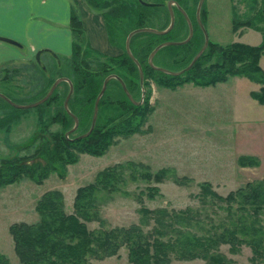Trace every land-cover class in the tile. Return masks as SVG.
Wrapping results in <instances>:
<instances>
[{"label": "rangeland", "instance_id": "obj_1", "mask_svg": "<svg viewBox=\"0 0 264 264\" xmlns=\"http://www.w3.org/2000/svg\"><path fill=\"white\" fill-rule=\"evenodd\" d=\"M174 1L192 22L197 0ZM82 2L85 4L84 0ZM260 2L203 0L199 17L208 41L222 45L232 41L258 43L260 31L244 25L234 30L232 19L251 15L254 11L252 7L257 8ZM93 11L100 14L103 8ZM196 32L198 41H201L199 30ZM182 36L183 31L177 35ZM124 39L116 32L115 42L111 44L116 49L115 53H103L89 44L92 50L86 54L80 51V55L90 68L106 61L108 56L119 59L125 50ZM85 47L88 48L87 45ZM80 49H84V42ZM19 50L21 57L0 63V92L13 102L26 104L39 99L56 76H64L71 82V49L68 55L56 51ZM168 54L166 50L161 51L157 60H168ZM263 57L259 58L260 66H263ZM113 62L110 61L113 67L108 74H115L123 83L126 79L135 83L131 69L124 63L115 65ZM113 79L104 88L101 103H97V124L121 110L115 105L114 98L118 97L120 89ZM259 86L260 83L243 75H229L226 80L212 84L186 80L174 86L158 84L143 74L140 82L138 76L136 86H128L129 92L138 103L147 95L150 108L137 131L115 136L103 153L77 152L76 160L65 164L62 175L51 171L39 182L21 176L0 185V256L7 260V264H20L9 226L14 222H36L39 213L35 204L45 191L57 189L63 210L71 212L77 188L93 181L97 171L114 164H121L124 181L116 190L100 188L94 193L91 210H95L98 220H85L87 228L129 226L134 223L143 230L148 229L152 220L147 224L139 221L137 209L140 206H163L167 209L189 206L197 208V216L207 227L211 223H225L224 210L218 207L224 203H202L196 193L202 181L208 182L218 194L225 195L245 182L264 178V102L259 103L249 94L250 90H257ZM54 88L62 94V84ZM39 104L21 108L0 99V159L31 152L37 140L31 141L33 135H47L61 128L60 119L51 116L54 112L52 102L46 106ZM89 110L88 105L80 112V124H86ZM66 124L73 125V122ZM75 133L71 130L65 135ZM146 171H160L161 177L147 180L141 175ZM146 186L156 188L152 189V197L148 196ZM260 217L264 222V209ZM217 251L236 264H264V257L255 261L250 259V246L244 242L236 244L234 249L227 243H219ZM88 264H129L127 247L122 244L115 253L102 258L89 257ZM169 264H204V260L198 257L176 258L170 254Z\"/></svg>", "mask_w": 264, "mask_h": 264}, {"label": "trees", "instance_id": "obj_2", "mask_svg": "<svg viewBox=\"0 0 264 264\" xmlns=\"http://www.w3.org/2000/svg\"><path fill=\"white\" fill-rule=\"evenodd\" d=\"M84 2L91 10L103 8L100 14L111 44L115 42L116 32L125 37L129 30L136 27L149 26L162 29L169 20L164 0H84ZM178 2L181 3V0ZM172 8L174 20L169 30L164 33L138 31L129 38V49L140 64L143 76L161 85L174 86L186 80L197 84H212L226 80L229 75H243L260 83L259 88L250 90L249 94L259 103H263L264 57L263 66H260L259 58L261 55L264 56V0H261L257 8L252 7L254 11L251 15L242 19H232L234 30L244 25L260 31L261 39L258 43L232 41L222 45L215 41H207L206 47L193 64L177 74L163 72L153 68L147 62L149 51L157 43L164 40H181L187 34V24L183 15L176 6ZM191 18L193 31L190 38L183 43L160 47L152 57L154 65L179 70L189 62L200 47L198 44L201 45L203 40L195 16ZM69 28L72 37L69 56L72 90L67 106L77 117V124L72 130L76 133L65 135V131L72 126L66 122L71 123L73 119L62 105L68 83L60 80L56 87L59 84L63 85L62 94H58L59 91L54 88L48 98L39 105L46 106L48 102H52L54 112L51 116L60 119L61 128L47 135H33L31 141L37 139L36 145L29 153L10 158L2 157L0 185L15 181L21 176H27L39 182L51 171L62 175L65 164L76 160L77 152L103 153L114 141L115 136H126L137 131L150 108L146 100L147 95H144L141 102L133 103L124 93L118 79L110 77L106 85L110 79L114 78L113 81L120 89L118 97L114 98L115 105L121 110L108 116L101 124H97L95 120L88 134L75 138L76 135L85 132L90 124L94 98L102 79L113 67L110 61L113 60L115 65L124 63L125 67L131 69L135 83L132 79L124 80L128 92L129 87H135L137 84L138 71L135 62L125 50L119 59L108 56L106 61L96 63L95 67L88 66V62L80 55V51L81 54H86L92 49L74 5L70 7ZM197 30L200 32L201 41H198ZM181 31L183 36L177 37ZM82 42H84V49H80ZM163 50L169 53V59L159 61L157 56ZM54 78L50 80V83ZM103 98L102 92L98 99L99 104ZM0 99L6 102L3 98L0 97ZM88 105L90 110L87 122L80 124V112L84 111ZM120 165L104 167L97 171L93 181L79 186L73 198L71 212L63 210L60 192L52 189L45 191L35 204L39 213V219L36 222L12 223L9 231L19 263L88 264L89 257L102 258L113 254L122 244L127 247L129 264H169L170 254L176 258H202L204 264H236L217 251L219 243H227L231 249H234L236 244L244 242L250 246L252 261L264 257V222L260 217L264 209V178L245 182L225 195L215 192L206 181L199 183L196 196L202 203L214 204L215 201L224 203L223 206L217 205L224 210L226 219L225 223L221 221L219 225L211 223L207 227L205 222L197 216L199 214L197 208L189 206L179 209L140 206L137 209L140 213L139 221L147 224L150 219L152 220L148 229L143 230L134 223L129 226L87 228L85 220L95 218L98 220L95 210H91L94 207V193L100 188L108 191L116 190L119 184L123 183L124 177ZM141 175L147 180L150 177L153 179L161 177L160 171L154 173L146 171ZM175 180L179 181V179ZM146 189L149 197L154 194L152 189L156 190L154 186H146ZM205 215L208 216V214ZM99 223L102 221L99 220ZM0 264H7L3 256H0Z\"/></svg>", "mask_w": 264, "mask_h": 264}, {"label": "crops", "instance_id": "obj_3", "mask_svg": "<svg viewBox=\"0 0 264 264\" xmlns=\"http://www.w3.org/2000/svg\"><path fill=\"white\" fill-rule=\"evenodd\" d=\"M74 3L86 39L91 47L112 54L102 16L82 0H0V63L21 57L19 49L56 51L68 55L71 49L70 7Z\"/></svg>", "mask_w": 264, "mask_h": 264}, {"label": "water", "instance_id": "obj_4", "mask_svg": "<svg viewBox=\"0 0 264 264\" xmlns=\"http://www.w3.org/2000/svg\"><path fill=\"white\" fill-rule=\"evenodd\" d=\"M203 0H197L196 2V5H195V20L202 32V35H203V40H202V44L200 45V47L198 48V50L193 54V56L191 57V59L189 60V62L181 69L179 70H170V69H167V68H164V67H161V66H156L152 63V57L154 55V53L162 46L164 45H168V44H175V43H183L185 41H187L191 34H192V25H191V22H190V19L189 17L187 16L186 12L174 1V0H166V6H167V9H168V14H169V20H168V23L167 25L162 28V29H157V28H153V27H149V26H143V27H136V28H133L131 30H129L125 36V39H124V49H125V52L127 53V55L135 62L136 66H137V71H138V76H139V81L141 82L142 80V69L140 67V64L138 63V61L133 57L132 53L130 52V49H129V38L131 37V35L135 32H138V31H151V32H154V33H164L166 32L167 30H169L173 24V18H174V14H173V8H172V5L173 6H176V8L181 12V14L183 15L185 21H186V24H187V34L185 36V38L181 39V40H164V41H161L159 43H157L148 53L147 55V62L150 66H152L153 68H156V69H159L163 72H166V73H170V74H177V73H180L186 69H188L192 64L193 62L196 60V58L201 54V52L204 50V48L206 47V44H207V41H208V38H207V34H206V31H205V28L200 20V17H199V10H200V7H201V4H202ZM150 4V3H148ZM0 39L1 40H4V41H7V42H12L14 43V40L8 38V37H4V36H0ZM42 50V49H41ZM39 50V51H41ZM38 53V52H37ZM37 55V54H36ZM110 77H116L118 79V81L120 82L121 84V87L124 91V93L126 94V96L129 98V100H131L133 103H138V101H135L132 96L130 95V93L128 92V90L126 89L123 81L118 77L116 76L115 74H107L104 76V78L102 79V82H101V86L94 98V101H93V107H92V113H91V118H90V124L87 128V130L81 134H78L75 136V138H78V137H82L86 134H88L90 132V130L92 129L93 127V124H94V120H95V117H96V112H97V103H98V99L100 97V95L102 94L104 88H105V85H106V82L107 80L110 78ZM60 80H65L67 81L68 83V89H67V92L63 98V101H62V104H63V107L65 109V111L72 117L73 119V125L71 126V128L67 129L65 131V134H67L69 131L73 130V128L76 126L77 124V117L68 109L67 107V99L71 93V90H72V84L71 82L64 76H58L56 78H54V80L51 82L49 88L47 89V91L44 93L43 96H41L39 99L33 101V102H30V103H26V104H18V103H15L13 102L12 100H10L9 98H7L3 93L0 92V97L3 98L6 102H8L9 104L13 105V106H16V107H21V108H24V107H29V106H33V105H36L38 103H41L42 101H44L50 94L51 92L53 91L54 87L56 86V84L60 81Z\"/></svg>", "mask_w": 264, "mask_h": 264}]
</instances>
